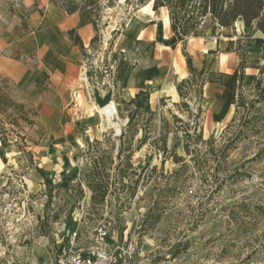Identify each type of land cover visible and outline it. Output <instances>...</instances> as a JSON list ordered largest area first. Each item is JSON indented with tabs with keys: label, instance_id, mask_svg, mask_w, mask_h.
Returning <instances> with one entry per match:
<instances>
[{
	"label": "rangeland",
	"instance_id": "1",
	"mask_svg": "<svg viewBox=\"0 0 264 264\" xmlns=\"http://www.w3.org/2000/svg\"><path fill=\"white\" fill-rule=\"evenodd\" d=\"M17 2L0 0V34L8 29L12 4ZM138 7V0H98V38L83 54L74 95L77 117L70 128L74 137H38L28 126L12 127L9 118L0 117L12 144L7 150L0 146V264H50L69 231L86 235L98 224L117 238L124 233L136 238V254L127 264H264V214L255 208H264L263 127L244 130L245 139L217 176L238 170L245 179L215 193L213 157L197 169L184 152L185 143L189 150L195 147L185 135L193 139L196 130L204 141L213 138L211 146L219 150L240 130L244 111H238L229 127L211 130L210 120L201 114L202 72L191 74L183 55L169 68L165 92L156 97L145 94L151 117L141 112L126 130L133 107L113 97L116 115L111 123L94 110L95 96L113 90L114 73L126 59L119 45L115 48L116 41L140 29L143 16L135 14ZM242 94L247 106L254 101V92ZM252 118L261 117L252 114L248 120ZM198 147L205 153L210 146ZM174 153L186 159L189 170L161 202L158 222H144L158 198L160 175L179 168L173 163ZM94 165L107 186L102 202L97 195L94 202L88 188ZM38 170L52 182L51 190Z\"/></svg>",
	"mask_w": 264,
	"mask_h": 264
},
{
	"label": "crops",
	"instance_id": "2",
	"mask_svg": "<svg viewBox=\"0 0 264 264\" xmlns=\"http://www.w3.org/2000/svg\"><path fill=\"white\" fill-rule=\"evenodd\" d=\"M152 6L149 0L139 5L135 14L143 16L140 29L115 43L126 54L114 73L115 101L128 103L145 94L156 97L165 92L170 66L180 62L179 55H187L196 73L202 72L201 114L210 120L211 130L227 126L237 114L241 74L242 92L251 93L256 80L264 81V35L238 19L226 28L209 22L178 42L167 10L153 11ZM97 10L98 0L12 4L9 27L0 34V78L10 86L13 100L35 112L28 129L38 137L64 140L76 135L70 129L77 117L74 95L83 54L97 39ZM252 114L264 118V104Z\"/></svg>",
	"mask_w": 264,
	"mask_h": 264
},
{
	"label": "trees",
	"instance_id": "3",
	"mask_svg": "<svg viewBox=\"0 0 264 264\" xmlns=\"http://www.w3.org/2000/svg\"><path fill=\"white\" fill-rule=\"evenodd\" d=\"M146 0H138V4H142ZM153 1L152 9L157 11L160 8H164L168 12L170 29L178 42L192 36L197 33L202 27L204 22L208 19L211 23L217 24L219 27L226 28L231 27L238 19H242L246 28L252 25L255 29L264 35V0H149ZM185 62L188 71L191 74H197L192 68L191 60L187 55H184ZM7 82L5 79L0 78V117L9 118L10 126H19L22 123L26 126L33 125V118L35 112L25 107L23 103L16 102L9 94L5 91L7 88ZM242 74L239 79V94L236 104V113L240 109L244 111L242 117L239 118L240 130L230 139L221 149L214 150L211 146L213 138L207 141L203 140L200 132L194 131L195 134L193 139L190 136L185 135L186 139H191L195 144L192 150L185 143L184 152L189 157V162L193 163L197 169H203L207 164V157H213V178L218 183L216 186L215 193L221 191L226 185L232 183H238L245 179V174L238 170H233L229 175L223 178L217 177L218 174L223 171L226 166V162L230 155L236 150L239 143L244 140V130L247 128L255 129L257 126L264 128V118H252L248 120L252 115L255 107L260 104H264V81L259 78L253 85V92L255 93V99L253 102L245 104L242 94ZM125 107H133L132 112L128 116L127 129L133 126L134 121L137 117L142 115L141 112H145L152 116L150 106L148 104V96L134 98L128 103H122ZM236 117H234L231 124H234ZM12 132V131H11ZM6 129L4 128V122L0 121V145L3 150L9 149L12 144L7 140ZM23 140L24 137H21ZM209 150L205 153L198 147V145H208ZM163 153L165 154L166 146L162 145ZM174 164L179 166L178 170L163 176L160 175L161 181L158 182V198L151 207L147 214L145 221L153 219V223H157L160 216L156 213L160 210V204L163 200L171 196L181 180V177L189 170V165L185 162V158L177 156L175 153L172 156ZM155 168L153 169V171ZM43 178L44 185L51 190L53 188L52 182L48 179V176L42 171L38 170ZM92 180L88 184V188L93 193L92 200L96 202L97 196L100 197L99 202H102L104 195L106 194L107 186L99 179V171L97 166L94 165L92 168ZM218 191V192H217ZM97 195V196H96ZM50 197V195H49ZM246 208L247 206L241 205ZM240 207V206H239ZM238 208V207H236ZM257 211H261L264 214V208L259 206L255 207ZM247 209V208H246ZM255 210V209H254ZM233 213V212H231ZM236 225L239 224V220L231 215ZM177 251L175 254H178Z\"/></svg>",
	"mask_w": 264,
	"mask_h": 264
},
{
	"label": "built area",
	"instance_id": "4",
	"mask_svg": "<svg viewBox=\"0 0 264 264\" xmlns=\"http://www.w3.org/2000/svg\"><path fill=\"white\" fill-rule=\"evenodd\" d=\"M127 236L124 233L122 239L117 238L102 224L86 235L77 230L69 231L50 264H127L137 251L136 238Z\"/></svg>",
	"mask_w": 264,
	"mask_h": 264
},
{
	"label": "bare ground",
	"instance_id": "5",
	"mask_svg": "<svg viewBox=\"0 0 264 264\" xmlns=\"http://www.w3.org/2000/svg\"><path fill=\"white\" fill-rule=\"evenodd\" d=\"M82 77H83V75H82ZM93 107L94 106H92V108ZM94 110L96 111V113L100 116V118L103 121H105L107 123H111L112 118L116 115V104L114 101H111L107 106H105L104 108H101V109L95 106ZM89 111H90V109H89ZM86 115H88V114H86ZM91 115H93V114H91Z\"/></svg>",
	"mask_w": 264,
	"mask_h": 264
},
{
	"label": "water",
	"instance_id": "6",
	"mask_svg": "<svg viewBox=\"0 0 264 264\" xmlns=\"http://www.w3.org/2000/svg\"><path fill=\"white\" fill-rule=\"evenodd\" d=\"M95 104L97 105L98 108H104L107 106L113 99V91L108 92L105 96L99 97L95 96Z\"/></svg>",
	"mask_w": 264,
	"mask_h": 264
}]
</instances>
